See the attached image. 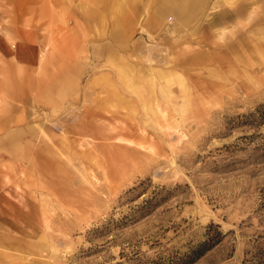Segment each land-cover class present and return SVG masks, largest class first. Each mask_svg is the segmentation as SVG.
<instances>
[{"label":"rangeland","instance_id":"obj_1","mask_svg":"<svg viewBox=\"0 0 264 264\" xmlns=\"http://www.w3.org/2000/svg\"><path fill=\"white\" fill-rule=\"evenodd\" d=\"M179 1L0 0V264L264 261V0Z\"/></svg>","mask_w":264,"mask_h":264},{"label":"trees","instance_id":"obj_2","mask_svg":"<svg viewBox=\"0 0 264 264\" xmlns=\"http://www.w3.org/2000/svg\"><path fill=\"white\" fill-rule=\"evenodd\" d=\"M247 119V122H249L250 124H264V105L259 106V108L255 112L250 113L247 116ZM219 234H221V232H219ZM219 241L220 239L216 241L214 240L213 242L205 241L203 243H200L195 249L191 250V252L186 255L187 257L184 260L171 262V264H192ZM152 264H166V262L154 261ZM261 264H264V261H262Z\"/></svg>","mask_w":264,"mask_h":264},{"label":"bare ground","instance_id":"obj_3","mask_svg":"<svg viewBox=\"0 0 264 264\" xmlns=\"http://www.w3.org/2000/svg\"><path fill=\"white\" fill-rule=\"evenodd\" d=\"M174 2H175V1H174ZM179 2H180L179 5L182 6V7H183V6H185V7H186V6H189V5H188L189 3L187 2V0H186L185 2H184V1H179ZM179 2H178V3H179ZM168 3H169V2H168ZM168 3H167V5H168L169 8H171V7H173V6L175 5V3L172 4L173 2H171V3H169V4H168ZM197 4H198V3H197ZM167 5H166V6H167ZM193 5H194V4H193ZM175 6H176V5H175ZM189 8H190V7H189ZM173 10H174V9H173ZM176 12H177V11H176Z\"/></svg>","mask_w":264,"mask_h":264},{"label":"crops","instance_id":"obj_4","mask_svg":"<svg viewBox=\"0 0 264 264\" xmlns=\"http://www.w3.org/2000/svg\"><path fill=\"white\" fill-rule=\"evenodd\" d=\"M4 50H5V48L0 47V52L2 53V55H4Z\"/></svg>","mask_w":264,"mask_h":264}]
</instances>
